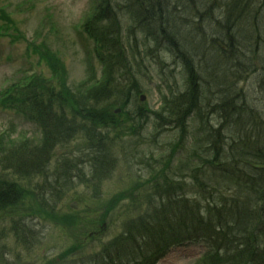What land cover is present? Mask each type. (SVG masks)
I'll use <instances>...</instances> for the list:
<instances>
[{
  "label": "rangeland",
  "instance_id": "374dc122",
  "mask_svg": "<svg viewBox=\"0 0 264 264\" xmlns=\"http://www.w3.org/2000/svg\"><path fill=\"white\" fill-rule=\"evenodd\" d=\"M93 1L96 0H0V7L11 16L16 29L10 31V34L16 35L12 43L9 37L0 38V91H6L11 85L21 87L24 82L19 80L24 76L29 78L26 73L41 74L48 79L52 76L46 60L38 65L37 58L26 53V45L31 41L39 42L37 45L45 44L51 68L59 74L58 80L64 77L60 84L56 85L52 80L51 85L47 86L48 90L54 92L51 97L56 94V97H52L54 101L59 90L64 89L72 94L79 91V85L89 76V67L99 74L101 66L95 59L96 46L86 38L80 27L97 7ZM233 2H237L235 6ZM160 3L163 4L161 9L165 23L172 22L170 25L178 43L177 49L165 42L159 23L155 25L156 31L134 24L129 31L131 34H125L129 27L128 12L118 11L115 15L122 21L121 32L116 37L118 43L128 41L133 44V40H136L144 56L140 78H136L142 90V106H146L152 122L143 130L141 139H130L125 134L120 136L121 131L116 129L117 126L109 127V130L100 128L99 134L107 135V148L114 157L109 160L111 166L106 172L102 170L105 168L91 161L93 153H87V144L80 134L58 145L48 166L49 172L54 175L51 177L49 174V184L43 187L48 203L54 208L52 218L44 216L26 220L34 233V247L30 250L26 245L15 243L9 226L2 229L1 223L5 224V221H0V264H48L63 254H69V257L61 264H91V255L101 256L103 247L126 232L123 228L129 225L137 227L139 218H146L159 210L162 204L167 206V198H159L162 188L158 190L153 186L160 184L162 179L173 181L168 185L175 193L184 187L183 199L191 205L195 204L198 212L204 215L207 209L215 207V203L219 208V195L209 187L219 189L220 194L229 201L247 196L253 200L250 187H246L249 188L247 191L243 187V196L241 185L235 179L236 184H232L226 173L221 174L215 168H211L213 172H207L208 168L204 167L205 173L199 174V169L203 163L215 166L231 160L229 155H233L231 148L238 135L234 132L235 110L230 105L244 107V115L240 119L242 124L246 119L249 126L250 119L247 118L254 116L264 121V0H164ZM135 11L140 20H146L140 10ZM186 63L188 66L191 63L198 77L196 82L200 85L201 99L197 107L200 117L195 120L191 116L187 121L186 139L181 145L183 149L179 150L178 147L172 148L177 141L178 130L161 129L152 141V115L156 117L163 95H177L185 90ZM124 81L118 82V85L125 86ZM8 83V88L2 90ZM49 95L44 100L47 103ZM115 100V95L111 94L109 102ZM54 103L57 105L58 101ZM133 104L138 106L137 101L132 100V109ZM16 108L0 109V131L10 132L14 140L22 134L20 139L38 141L36 128L23 119ZM54 108L55 111L63 110L57 106ZM70 109L65 103V124L73 118ZM144 118H141L142 123ZM243 126L246 127L245 124ZM217 130L219 133H216ZM221 148L229 154L228 158L219 156L215 160V149ZM10 150V147L6 148L7 152ZM235 160L248 159L236 156ZM58 168L66 169L67 174L71 175L69 179L74 177L73 182L66 183L68 176H64L63 172L55 175ZM240 168L247 169L244 166ZM78 174L84 177L81 187L77 183ZM8 180L16 179L8 175ZM30 180L42 183L41 177ZM94 181H100L96 187ZM197 183L199 187L201 184L207 186L204 194L195 192ZM137 184L138 189L131 195L130 191ZM19 185L22 187L28 182L24 180ZM208 190H213L212 196L207 195ZM209 197H213V200H209ZM106 205L112 208L109 217L101 213ZM72 211L80 216L75 226L68 219ZM86 211L90 214L84 215ZM155 219L156 214L149 220ZM91 224L93 234L77 241V238H83V233L89 230ZM207 251L203 243L173 248L157 264H194Z\"/></svg>",
  "mask_w": 264,
  "mask_h": 264
},
{
  "label": "trees",
  "instance_id": "16d2710c",
  "mask_svg": "<svg viewBox=\"0 0 264 264\" xmlns=\"http://www.w3.org/2000/svg\"><path fill=\"white\" fill-rule=\"evenodd\" d=\"M163 1L101 0L95 14L82 26L85 35L97 46V61L102 67L100 75L97 77V72L95 73L94 69L89 67V76L84 83L80 84L81 86L79 85V91H74L72 94L64 89L59 90V95L55 98L58 101L57 105L54 103L56 101L52 100L56 94L51 97L54 92L48 90L47 86L51 85L52 80L56 85L60 84L64 77L58 80L59 74L51 68L45 44L28 45L30 53L39 61H47L52 76L49 77L50 80L41 74L24 77L19 80L21 83L24 82L21 87L11 85L4 93H0V108L17 107L19 115L33 124L41 134L38 142L20 138L14 140L10 134L0 136V216L9 221L14 239L28 242L33 239L31 231L28 229V234L26 225H23L25 217L52 218L51 213L54 208L48 203L46 195L34 193V189L38 190L39 183H33L30 179L41 177L43 185L40 187L48 183L50 171L48 166L58 145L80 134L87 144V153H93L91 161L105 168L102 170L106 172L111 166L109 160L114 157L107 148V135L99 134L100 128L109 130V127L117 126L116 129L121 131L120 136L127 133L128 135L139 134L143 130L141 118L149 117L147 111L140 110L138 107L134 111L128 110L132 100H136L141 92L132 74L140 72L141 65L138 64V57L141 49L136 40H133V44L128 41H124L123 44L118 43L116 37L121 32L122 22L116 16L118 11L128 12L129 27L125 34H131L129 31L134 24L156 31L155 25L159 23L164 40L177 49V41L171 29L173 26L170 25L172 22L165 23L164 12L161 9L163 4L160 3ZM135 10H140L146 16V20H140ZM6 28L16 30L13 20L0 7V36L7 35L1 33ZM14 36L16 35L12 36L13 39ZM192 69L189 63L187 72L192 73ZM123 80L126 85H118V82ZM87 84L89 86L85 88L84 85ZM48 94L50 99L47 103L44 100ZM60 94H64L63 97ZM111 94L117 99L114 102H109ZM200 96L197 88L193 91L190 88L188 93L173 98L171 102L166 101L162 112H156L154 122L158 121L159 124L156 126L157 130H154L155 133L159 134L161 129L167 126L181 128V131L178 129L179 138L172 148L179 149L183 144L186 136L184 121L190 113L195 111L197 98ZM65 103L71 107L70 111L73 114L71 121L66 124ZM55 106L63 110L55 111ZM223 107L219 106V108ZM230 107L235 110L234 121H239L244 114V107L236 104ZM116 108L120 109L119 114H115ZM197 117H200L199 114ZM256 120L257 124H255ZM250 121L249 126L252 127L253 122V128L249 129L248 126L246 129L240 124H236L234 128L238 136L231 148L233 155H230V164L210 166L218 172L231 175L232 182L235 179L241 185L242 192L244 186L250 187L249 192L253 200L247 196L229 201L220 194V190L209 187V189H215L219 195L220 201L217 202L219 208L215 203L216 208L207 209L204 215L198 212L199 209L195 207V204L191 205L192 203L183 199L184 187L175 193L168 185L173 181L162 179L160 184L153 186L158 190L162 188L159 198L161 200L167 198V206L162 204L159 210L148 214L146 218H139L140 223L137 227L129 225L123 228L127 234L124 232L122 236L118 235L103 247L101 258L94 260V264H100V262L103 264H154L171 247L182 245L186 241L203 242L209 247V254L205 256L201 264H264V143L262 142L264 141V128H262L264 122L255 116L250 118ZM157 134L155 136H158ZM7 147L11 148L10 152L6 151ZM221 150H215V160L219 156H228L222 148ZM236 156H243L253 161H236ZM150 161L155 164L153 160L150 159ZM64 163L68 165L66 161ZM240 166L247 169L244 170ZM200 171L205 173L203 169ZM62 172L64 176H68L65 181L69 183L71 175L67 174L66 169H62ZM8 173L16 180L9 181ZM152 177L155 178V175ZM77 178L79 186L83 185L84 177H79L78 174ZM24 180L28 182V185H22L24 187L22 188L19 182ZM99 182L94 181L95 187ZM138 186L139 184L130 191L131 195ZM194 188L195 192L204 194L207 186L201 184L199 187L197 183ZM247 189L249 188H246V191ZM212 191L208 190L207 195L212 196ZM177 196L180 197L176 198ZM243 196H245L244 192ZM208 199L213 200V197ZM208 199L206 198L207 201ZM111 211L112 208L106 205L101 213L107 216ZM154 214L156 219L149 220ZM68 219H71L70 224L75 226L80 216L78 213H73L68 215Z\"/></svg>",
  "mask_w": 264,
  "mask_h": 264
},
{
  "label": "water",
  "instance_id": "95a60500",
  "mask_svg": "<svg viewBox=\"0 0 264 264\" xmlns=\"http://www.w3.org/2000/svg\"><path fill=\"white\" fill-rule=\"evenodd\" d=\"M142 100V99H141Z\"/></svg>",
  "mask_w": 264,
  "mask_h": 264
}]
</instances>
